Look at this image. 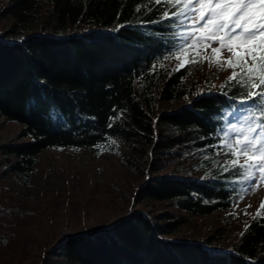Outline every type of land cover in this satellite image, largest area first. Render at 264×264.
<instances>
[{
    "label": "trees",
    "instance_id": "obj_1",
    "mask_svg": "<svg viewBox=\"0 0 264 264\" xmlns=\"http://www.w3.org/2000/svg\"><path fill=\"white\" fill-rule=\"evenodd\" d=\"M165 11L152 0H6L0 9L11 20L0 30V116L27 139L0 146V180L27 185L38 155L69 148L115 153L142 181L124 217L58 242L42 264H264L261 215L234 238L224 227L202 240L184 235L243 198L241 170H225L221 133L252 102L241 104L242 87L196 64L164 66L184 31ZM6 228L0 223V245Z\"/></svg>",
    "mask_w": 264,
    "mask_h": 264
},
{
    "label": "rangeland",
    "instance_id": "obj_2",
    "mask_svg": "<svg viewBox=\"0 0 264 264\" xmlns=\"http://www.w3.org/2000/svg\"><path fill=\"white\" fill-rule=\"evenodd\" d=\"M5 1L0 0V9ZM10 23L11 20L0 18V30ZM212 47H218V44ZM199 50L202 56L208 57L195 63L200 74L213 73L218 81L232 74V69H228L226 64L221 67L213 62L211 48L204 50L201 46ZM223 55L226 57L229 53L224 51ZM187 60L188 57L182 55L180 61L172 58L164 62V66L179 69L178 65L181 62L186 65ZM184 104V101L159 103L157 111H174ZM242 115L247 113L239 112L229 117L227 129L221 133L222 138L231 124L242 122ZM19 129L18 124L0 116V146L27 141L17 139ZM234 135L229 133L228 139ZM240 162L243 163V158ZM141 183V179L128 173L115 153L97 155L89 150L69 148L43 151L36 158L35 169L27 185L15 179L0 180V223L4 228L8 223V231L7 228L1 231L5 240L0 245V264H42V259L49 252H56L58 242L100 229L124 217V208L131 203L132 194ZM245 191L232 210L205 218L201 227L192 223L184 230V235L202 240L210 234L211 228L224 227L234 238L258 211L264 217V209H261L264 184L252 187L246 183ZM4 208L9 211L7 215ZM134 209H142L153 216L171 211L183 214L157 205H135ZM191 221L194 222L193 219Z\"/></svg>",
    "mask_w": 264,
    "mask_h": 264
},
{
    "label": "snow or ice",
    "instance_id": "obj_3",
    "mask_svg": "<svg viewBox=\"0 0 264 264\" xmlns=\"http://www.w3.org/2000/svg\"><path fill=\"white\" fill-rule=\"evenodd\" d=\"M168 8L162 19L176 18L185 27L179 33L184 43L177 46L173 58L188 57L189 64L202 59L199 50L211 48L214 63L232 69L229 83L244 89L241 123H233L222 138L229 169L239 168L242 183L252 187L264 184V0H152ZM175 9V11H172ZM187 22V23H186ZM218 44V47H212ZM229 53L224 56L223 52ZM181 62L178 67H183ZM229 133L235 135L228 139ZM243 158V163L240 162ZM258 183H253V182ZM250 207V206H249ZM264 209V201L261 202ZM260 211L257 215H261Z\"/></svg>",
    "mask_w": 264,
    "mask_h": 264
}]
</instances>
